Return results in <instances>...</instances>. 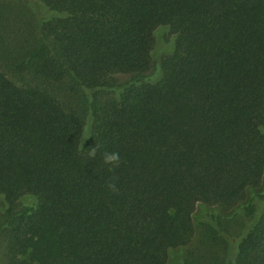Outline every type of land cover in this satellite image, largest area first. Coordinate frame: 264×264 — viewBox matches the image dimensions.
Listing matches in <instances>:
<instances>
[{
  "label": "trees",
  "instance_id": "1",
  "mask_svg": "<svg viewBox=\"0 0 264 264\" xmlns=\"http://www.w3.org/2000/svg\"><path fill=\"white\" fill-rule=\"evenodd\" d=\"M34 1L0 0V264H169L264 178V0ZM251 219L232 264H264ZM204 229L182 264H221Z\"/></svg>",
  "mask_w": 264,
  "mask_h": 264
},
{
  "label": "rangeland",
  "instance_id": "2",
  "mask_svg": "<svg viewBox=\"0 0 264 264\" xmlns=\"http://www.w3.org/2000/svg\"><path fill=\"white\" fill-rule=\"evenodd\" d=\"M28 6L35 11L37 15H42L45 10L34 0H23ZM154 44L151 52L152 61L155 67L163 56L170 53L174 47V35L167 26H160L153 32ZM152 78L158 74L157 70H152ZM120 81L127 80L129 75H116ZM264 196V178L256 186L248 189L243 198L234 207L227 211H221L214 205L197 204L193 211V222L195 233L186 247L175 248L171 251L169 264H182L183 259L187 256L189 250H196L200 246L202 235L205 232V224L217 225L219 232L225 236L227 240L226 250L220 246L219 252L222 256L221 264H232L234 255V244L240 239L243 232L248 228L252 221L251 216L254 215L263 204ZM250 207L253 208V214L249 212ZM252 214V215H251ZM217 217L220 218V226ZM222 247V248H221Z\"/></svg>",
  "mask_w": 264,
  "mask_h": 264
},
{
  "label": "clouds",
  "instance_id": "3",
  "mask_svg": "<svg viewBox=\"0 0 264 264\" xmlns=\"http://www.w3.org/2000/svg\"><path fill=\"white\" fill-rule=\"evenodd\" d=\"M89 155H95V148L90 150ZM104 159L105 163H112L118 159V156L115 153L106 154Z\"/></svg>",
  "mask_w": 264,
  "mask_h": 264
}]
</instances>
